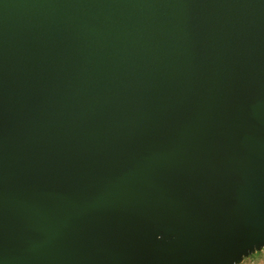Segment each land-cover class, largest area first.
<instances>
[{
	"label": "water",
	"instance_id": "1",
	"mask_svg": "<svg viewBox=\"0 0 264 264\" xmlns=\"http://www.w3.org/2000/svg\"><path fill=\"white\" fill-rule=\"evenodd\" d=\"M262 250L264 0H0V264Z\"/></svg>",
	"mask_w": 264,
	"mask_h": 264
},
{
	"label": "rangeland",
	"instance_id": "2",
	"mask_svg": "<svg viewBox=\"0 0 264 264\" xmlns=\"http://www.w3.org/2000/svg\"><path fill=\"white\" fill-rule=\"evenodd\" d=\"M240 264H264V251H258L245 258Z\"/></svg>",
	"mask_w": 264,
	"mask_h": 264
}]
</instances>
